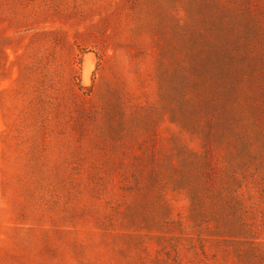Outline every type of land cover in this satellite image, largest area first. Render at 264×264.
Segmentation results:
<instances>
[{
  "label": "rangeland",
  "instance_id": "obj_1",
  "mask_svg": "<svg viewBox=\"0 0 264 264\" xmlns=\"http://www.w3.org/2000/svg\"><path fill=\"white\" fill-rule=\"evenodd\" d=\"M0 264H264V0H0Z\"/></svg>",
  "mask_w": 264,
  "mask_h": 264
}]
</instances>
